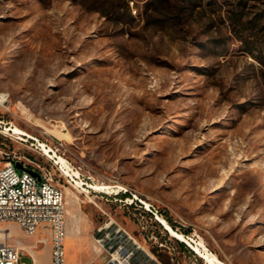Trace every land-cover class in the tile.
Returning a JSON list of instances; mask_svg holds the SVG:
<instances>
[{
    "label": "rangeland",
    "instance_id": "374dc122",
    "mask_svg": "<svg viewBox=\"0 0 264 264\" xmlns=\"http://www.w3.org/2000/svg\"><path fill=\"white\" fill-rule=\"evenodd\" d=\"M0 94L53 151L0 130L65 193L64 264H264V0H0ZM2 241L50 264L44 225Z\"/></svg>",
    "mask_w": 264,
    "mask_h": 264
},
{
    "label": "built area",
    "instance_id": "2783aa9c",
    "mask_svg": "<svg viewBox=\"0 0 264 264\" xmlns=\"http://www.w3.org/2000/svg\"><path fill=\"white\" fill-rule=\"evenodd\" d=\"M5 132L13 131L9 126L6 127L0 121V130ZM23 137V136H21ZM27 138V137H24ZM21 141L24 139L19 138ZM28 139V138H27ZM33 143L30 145L38 152H43V147L53 154V151L44 143L37 139H29ZM49 158V157H48ZM61 158V157H60ZM53 165L66 178V183L70 186H77L76 182L70 175H65L63 170L69 173L74 170L77 173L76 181H79L78 187H86V183L79 178V173L71 164L62 158V162H58L53 158H49ZM21 165L23 169H17L16 165ZM102 186V185H100ZM110 188V193L101 190H88L86 193L102 194L104 196L122 194L125 197L118 200L122 205L129 204L128 196H132L141 205H146L131 192L121 187L117 192L112 190L114 186L105 185ZM102 188V187H101ZM115 200V199H114ZM106 201V200H105ZM65 193L53 182V178L49 170L35 165L30 167L29 163L21 157H6L0 165V223L14 222L25 236L34 235L41 225L49 230L50 234V264H64V215H65ZM145 210L151 213L157 221V213L151 205L144 206ZM154 211V212H153ZM186 238L189 236L184 235ZM30 264L35 262L34 258L27 253ZM0 264H23L21 262V254L18 250L5 242H0ZM104 264H128L127 256L123 255L118 259L107 260Z\"/></svg>",
    "mask_w": 264,
    "mask_h": 264
},
{
    "label": "bare ground",
    "instance_id": "6f19581e",
    "mask_svg": "<svg viewBox=\"0 0 264 264\" xmlns=\"http://www.w3.org/2000/svg\"><path fill=\"white\" fill-rule=\"evenodd\" d=\"M4 100V96L2 95V94H0V101H3ZM10 129H11V127H10ZM12 130V129H11ZM13 131V130H12ZM13 133H15V134H19L20 136H23V137H27L28 139H34V138H32V137H30V136H28L27 134H25V133H23V132H20V131H16V132H13ZM44 148V147H43ZM44 150V149H43ZM63 160H60L59 159V161H57V163L58 162H62ZM63 173L65 174V175H70L71 176V174L69 173V171L68 170H66V169H64L63 170ZM76 178V177H75ZM74 179V178H73ZM98 189V188H97ZM103 189H107V187H104ZM102 189V190H103ZM121 189V188H120ZM91 190H94V188H91ZM104 192H106L107 193V190L105 191V190H103ZM110 191V190H109ZM117 192V191H116ZM64 232H65V224H64ZM65 235V234H64ZM186 238V237H185ZM64 239H65V237H64ZM182 241H183V239H181ZM183 242H185V241H183ZM20 245H22V248H24V249H26L27 247L26 246H23V244H20ZM29 248V247H28ZM197 253V252H196ZM31 255V254H30ZM32 256V255H31ZM33 257V256H32ZM34 258V257H33ZM206 260V259H205ZM31 264H35V262H32Z\"/></svg>",
    "mask_w": 264,
    "mask_h": 264
},
{
    "label": "water",
    "instance_id": "95a60500",
    "mask_svg": "<svg viewBox=\"0 0 264 264\" xmlns=\"http://www.w3.org/2000/svg\"><path fill=\"white\" fill-rule=\"evenodd\" d=\"M16 168L20 169V170L23 169V167L21 165H18V164L16 165Z\"/></svg>",
    "mask_w": 264,
    "mask_h": 264
},
{
    "label": "crops",
    "instance_id": "0c3cea01",
    "mask_svg": "<svg viewBox=\"0 0 264 264\" xmlns=\"http://www.w3.org/2000/svg\"><path fill=\"white\" fill-rule=\"evenodd\" d=\"M64 252H65V251H64ZM27 258H28V257H27ZM28 260H29V258H28ZM105 262H106V261H105ZM105 262H104V263H105ZM104 263H102V264H104ZM29 264H30V260H29Z\"/></svg>",
    "mask_w": 264,
    "mask_h": 264
}]
</instances>
